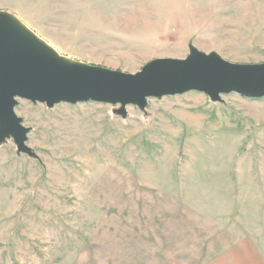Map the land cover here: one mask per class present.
<instances>
[{"label": "rangeland", "instance_id": "obj_1", "mask_svg": "<svg viewBox=\"0 0 264 264\" xmlns=\"http://www.w3.org/2000/svg\"><path fill=\"white\" fill-rule=\"evenodd\" d=\"M61 57L123 73L192 46L264 63V0H0ZM144 110L18 100L0 144V264H264V99Z\"/></svg>", "mask_w": 264, "mask_h": 264}, {"label": "water", "instance_id": "obj_2", "mask_svg": "<svg viewBox=\"0 0 264 264\" xmlns=\"http://www.w3.org/2000/svg\"><path fill=\"white\" fill-rule=\"evenodd\" d=\"M205 94L213 102L237 94L264 99V63L233 64L217 54L189 47L185 59H156L136 73L71 62L41 42L17 19L0 11V144L11 138L19 153L36 158L27 147L30 131L15 114L18 100L44 104L99 103L144 110L149 99L187 92Z\"/></svg>", "mask_w": 264, "mask_h": 264}]
</instances>
